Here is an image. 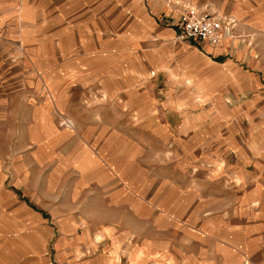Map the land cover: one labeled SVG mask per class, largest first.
<instances>
[{"label": "crops", "instance_id": "obj_1", "mask_svg": "<svg viewBox=\"0 0 264 264\" xmlns=\"http://www.w3.org/2000/svg\"><path fill=\"white\" fill-rule=\"evenodd\" d=\"M187 7L233 18L232 33L177 38ZM262 50L264 0H0V111L49 154L0 147V264H264ZM18 64L41 82L35 92L3 86ZM89 92L112 119L85 129L67 95L80 105ZM59 113L77 130L73 153L54 151L73 135ZM147 134L186 178L157 175L151 197L142 170L128 168ZM148 221L181 231L167 234L175 245L148 234ZM192 235L211 243L179 250Z\"/></svg>", "mask_w": 264, "mask_h": 264}, {"label": "rangeland", "instance_id": "obj_2", "mask_svg": "<svg viewBox=\"0 0 264 264\" xmlns=\"http://www.w3.org/2000/svg\"><path fill=\"white\" fill-rule=\"evenodd\" d=\"M87 22L90 21L89 17L86 18ZM232 29L229 32H226L225 34L228 35L230 33H232ZM224 36V35H223ZM264 51V50H262ZM10 52L13 53L12 58H13V64H17L20 63L22 60V58H20L23 54V49L20 48L19 43L16 44V47L11 50ZM16 72L14 71V73L10 74L9 77H13L14 75L16 76V80L14 82L13 78H11V82L9 81H5L3 82V86L5 88H10L11 92L15 91L18 92L19 95H21V92L23 94H26V92H35L34 90H36V85L37 84H41V82L37 81L36 75L32 74L31 71H28V66L26 65H21L18 64L16 66ZM7 77V78H9ZM72 85V84H70ZM38 86V85H37ZM66 92L67 93H72L75 92V88H73V86H68L66 88ZM90 95L88 96V94H86L83 98H82V102L80 105H77V98L74 100V95H67V100L70 103L69 108L71 111V115L75 116L77 118L78 121H83L85 122V125H82L85 127L88 124H92L93 127L96 126L97 121L100 120H111L112 117H108L107 118V114L105 113L106 111L102 110L100 112V116L95 112V110L97 109V105H99L100 103H102L103 101L100 99L101 96L100 95H96V92H89ZM93 95V96H92ZM28 99V96H23V100ZM98 101V102H97ZM91 104V105H90ZM25 106H18V117L22 116L21 120L25 119V112L24 111ZM1 115H2V122H1V129H0V147L2 148V152L3 153H24L27 156H31L32 151H36V148H40L42 149V152L40 154V156H44L43 158H45L46 156H48V147H46V145H44L42 142L39 145L36 144H23V142L25 141V132L27 131L25 128H20L18 127L21 122H17L11 118H9L8 120H6V116L8 113H5L4 109L2 108V110L0 111ZM109 115V114H108ZM65 118V119H64ZM63 119V120H62ZM114 120H117L118 118L115 116L113 118ZM132 119V118H131ZM57 120L60 126H65V124H62L61 121L63 122L64 120H70V118H68L65 114H58L57 115ZM119 120H121V117H119ZM20 121V119H19ZM71 121V120H70ZM72 122V121H71ZM12 125L11 127L9 125ZM85 129H81V133L82 131L84 132ZM72 130V134L70 136L69 139L66 140V143H62L60 145H57L55 147L56 150H54L55 152H61V153H68V152H72L74 146H75V142L77 141V130H75L72 126L71 128ZM41 129L40 130H35L36 133H34V138L38 141H41L42 135H41ZM131 132L136 133V130H133V128L130 129ZM91 131L87 132V135L83 137V139L85 138V141H88L89 136L92 134H90ZM85 133V132H84ZM147 142H146V149L143 153L141 154H137L138 157H134L131 158V160L128 162V168L131 170V172H134L135 174H138V171L142 170V173L145 174V187H146V196L147 197H151L154 192H155V186L159 185L161 183L157 182V175L159 176V174L163 175V184H169V180L171 178L177 179V182H185L186 178H184L183 174L180 176H177L175 173V167L177 168L178 166L169 158L168 159H161V154H160V150L164 149L165 146H160L158 144H154L153 141V137L150 136L149 134H147L146 136ZM100 144V143H99ZM72 149V150H71ZM45 162V160H43ZM43 162V163H44ZM45 167H46V163H45ZM177 170H179V168H177ZM171 176V177H170ZM195 181L194 182H200L201 178H196L194 177ZM188 180H190V178H188ZM205 182V181H204ZM198 184V183H197ZM199 186H204V184H199ZM207 186V185H206ZM208 190H210L211 188L209 186H207ZM227 196H231L233 197L234 195L232 193H228L226 194ZM194 197V195H193ZM146 212H149L148 209H145ZM148 224L146 226V231L148 234L151 233H157L159 235H162V241H165L167 243V245H175L174 241H170V238L168 237L167 234H171L174 233L173 236H175L176 234L181 233V231L179 230H172L170 227H164L163 225L161 226V230L157 231L155 230L157 227H155L152 224V221H148ZM230 228H233V226H229ZM164 228L166 230H164ZM200 228H202V226H197L195 229L200 230ZM222 233H225L227 236H233V233L236 234V239L239 241V237L240 234L238 232H233V231H228L226 229L222 230ZM166 234V235H165ZM196 236L192 235V240L191 241H187L186 239H179V242L181 243L180 246H178L177 248H179V250H184V249H192L195 251H201L204 248H207L205 244L203 243H211L208 241H200L197 239H194ZM194 239V240H193ZM177 240V239H176ZM237 240H234L236 243L238 242ZM232 242V241H231ZM49 247L52 248V241L49 244Z\"/></svg>", "mask_w": 264, "mask_h": 264}, {"label": "built area", "instance_id": "obj_3", "mask_svg": "<svg viewBox=\"0 0 264 264\" xmlns=\"http://www.w3.org/2000/svg\"><path fill=\"white\" fill-rule=\"evenodd\" d=\"M177 21V38H196L210 42H218L234 25L231 17L221 16L214 11H199L194 7L184 9Z\"/></svg>", "mask_w": 264, "mask_h": 264}, {"label": "bare ground", "instance_id": "obj_4", "mask_svg": "<svg viewBox=\"0 0 264 264\" xmlns=\"http://www.w3.org/2000/svg\"><path fill=\"white\" fill-rule=\"evenodd\" d=\"M62 123L67 125V126H72L73 125V122H71L70 120H64Z\"/></svg>", "mask_w": 264, "mask_h": 264}]
</instances>
